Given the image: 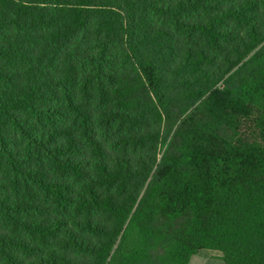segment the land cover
Instances as JSON below:
<instances>
[{"label":"trees","instance_id":"16d2710c","mask_svg":"<svg viewBox=\"0 0 264 264\" xmlns=\"http://www.w3.org/2000/svg\"><path fill=\"white\" fill-rule=\"evenodd\" d=\"M264 264V0H0V264Z\"/></svg>","mask_w":264,"mask_h":264},{"label":"crops","instance_id":"0c3cea01","mask_svg":"<svg viewBox=\"0 0 264 264\" xmlns=\"http://www.w3.org/2000/svg\"><path fill=\"white\" fill-rule=\"evenodd\" d=\"M207 249H201L191 255L187 264H223L220 259V254L207 252ZM212 256V257H209Z\"/></svg>","mask_w":264,"mask_h":264},{"label":"rangeland","instance_id":"374dc122","mask_svg":"<svg viewBox=\"0 0 264 264\" xmlns=\"http://www.w3.org/2000/svg\"><path fill=\"white\" fill-rule=\"evenodd\" d=\"M207 252H208V253L211 252V253H216V254L218 253V254H220V253H219L218 251H216V250H209V251H207ZM209 257H212V256H209Z\"/></svg>","mask_w":264,"mask_h":264}]
</instances>
